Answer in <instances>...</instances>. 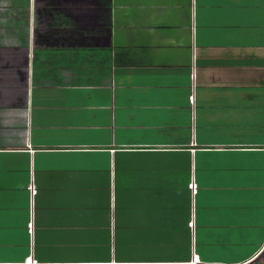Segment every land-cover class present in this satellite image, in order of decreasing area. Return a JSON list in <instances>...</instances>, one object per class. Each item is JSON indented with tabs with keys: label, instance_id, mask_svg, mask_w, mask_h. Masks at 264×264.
I'll use <instances>...</instances> for the list:
<instances>
[{
	"label": "crops",
	"instance_id": "0c3cea01",
	"mask_svg": "<svg viewBox=\"0 0 264 264\" xmlns=\"http://www.w3.org/2000/svg\"><path fill=\"white\" fill-rule=\"evenodd\" d=\"M0 264H264V0H0Z\"/></svg>",
	"mask_w": 264,
	"mask_h": 264
},
{
	"label": "rangeland",
	"instance_id": "374dc122",
	"mask_svg": "<svg viewBox=\"0 0 264 264\" xmlns=\"http://www.w3.org/2000/svg\"><path fill=\"white\" fill-rule=\"evenodd\" d=\"M198 237H201L199 234H198ZM199 245H198V248H199V246H200V243H198ZM162 253H164V252H162ZM214 253V252H213Z\"/></svg>",
	"mask_w": 264,
	"mask_h": 264
},
{
	"label": "built area",
	"instance_id": "2783aa9c",
	"mask_svg": "<svg viewBox=\"0 0 264 264\" xmlns=\"http://www.w3.org/2000/svg\"><path fill=\"white\" fill-rule=\"evenodd\" d=\"M192 188H193V190H194V186H193Z\"/></svg>",
	"mask_w": 264,
	"mask_h": 264
}]
</instances>
